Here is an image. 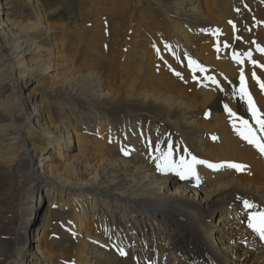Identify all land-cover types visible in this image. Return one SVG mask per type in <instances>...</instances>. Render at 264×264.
Masks as SVG:
<instances>
[{
    "label": "bare ground",
    "instance_id": "6f19581e",
    "mask_svg": "<svg viewBox=\"0 0 264 264\" xmlns=\"http://www.w3.org/2000/svg\"><path fill=\"white\" fill-rule=\"evenodd\" d=\"M257 45L264 0H0V264H264Z\"/></svg>",
    "mask_w": 264,
    "mask_h": 264
},
{
    "label": "snow or ice",
    "instance_id": "6c2138e0",
    "mask_svg": "<svg viewBox=\"0 0 264 264\" xmlns=\"http://www.w3.org/2000/svg\"><path fill=\"white\" fill-rule=\"evenodd\" d=\"M257 50L260 51L261 53H264V47H260L259 45H257ZM245 55L247 56L248 59L252 58L251 51H248ZM233 59L237 60V62L240 64L244 63V59L241 58L238 53L235 52L233 53ZM252 64L254 66H259L261 68H264V64H260L256 60H252ZM253 78L256 79L257 82L260 84V87L264 89V81H261L260 78L256 76L255 72H253ZM238 94L241 100H246L248 105V110L251 112L252 119L255 121L257 127H253L248 120L243 119L242 117H237V119H239L240 121L241 127H236L235 123L233 124V127L236 128V131L244 140H246L249 144L257 148L261 152V154H264V113H261L260 110L255 105L251 93L247 89L246 77L244 76L243 71L241 72V76H240V87L238 89ZM224 107L225 110H227L231 116L236 117V113L232 112V110L228 107L227 104ZM170 157H171V146L169 145V152L167 156H165L162 159V161L157 164V167L161 171H175L176 174L179 175L182 179L188 178L189 176L195 177L197 183H199V176L196 173L195 168L193 166L196 163L207 164V166L211 168L230 167L238 171L243 170V168L245 167L237 163L213 165V164H208V162L206 161L197 160L195 157L192 158V164H186L184 159L181 158L180 164L177 165L175 161H172L170 159ZM244 205L246 208L249 209H255L258 207L256 204L248 200L244 201ZM249 227L252 228L255 232H257L262 239H264V211H256L252 213L249 221ZM122 254L126 255V253H122Z\"/></svg>",
    "mask_w": 264,
    "mask_h": 264
},
{
    "label": "rangeland",
    "instance_id": "374dc122",
    "mask_svg": "<svg viewBox=\"0 0 264 264\" xmlns=\"http://www.w3.org/2000/svg\"><path fill=\"white\" fill-rule=\"evenodd\" d=\"M244 27H245V24H244ZM32 87H34L36 84L35 83H31ZM25 115H27V112H25ZM77 195L79 196H84V195H87V192L85 191H79L78 193L76 192ZM43 201H41L39 204H38V208H37V211L35 212L34 216L31 218L30 220V227H29V239H35L33 238L32 234L36 232V228H39V225L41 224V221L43 219V216L45 214V212L47 211L48 207H49V203H50V200L47 201L46 199H42ZM53 199H51V202H52ZM83 198L82 197H79L77 198L76 197V200L77 203L80 205L82 204Z\"/></svg>",
    "mask_w": 264,
    "mask_h": 264
}]
</instances>
